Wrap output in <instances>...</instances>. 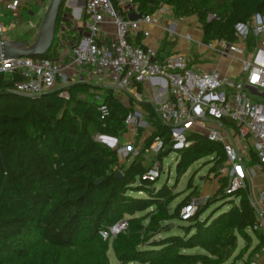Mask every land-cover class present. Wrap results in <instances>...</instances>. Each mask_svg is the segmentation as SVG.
I'll use <instances>...</instances> for the list:
<instances>
[{"label": "trees", "instance_id": "1", "mask_svg": "<svg viewBox=\"0 0 264 264\" xmlns=\"http://www.w3.org/2000/svg\"><path fill=\"white\" fill-rule=\"evenodd\" d=\"M134 2L143 15L154 14L166 4L178 18L196 16L204 42L233 41L236 24L247 22L257 12L264 14V0ZM209 16L213 18L208 21ZM142 38L138 32L135 43L129 42L147 50ZM166 45L158 50V57L162 58ZM41 57L55 59L50 51L34 58ZM18 80H23L19 74L0 73V264H110V242L119 264H250L244 254L253 235L260 244L252 254L261 250L264 235L249 201L250 192L242 189L228 194L230 175H220L219 187L198 207L188 221L190 226L176 225L191 197L171 208L175 197L168 185L156 187L158 179L144 178L149 167L134 159L125 168L115 149L96 141L99 134L117 138L137 105L153 128L144 149L149 150L159 138L163 149L158 156L169 155L174 150L171 129L161 121L154 103L130 99L126 104L113 87L84 81L25 96L13 91ZM137 90L142 93L141 84ZM97 94L110 109L105 118L98 111ZM188 141V147L177 149L182 151L179 174L214 151V166L225 163L220 143L197 132H191ZM258 161L251 152L250 165ZM137 181L140 184L135 186ZM219 200L223 205L202 219ZM122 218L128 222L126 230L104 240L100 230ZM176 228L181 234L172 233ZM156 235H160L157 240ZM195 248L201 251L189 252Z\"/></svg>", "mask_w": 264, "mask_h": 264}, {"label": "built area", "instance_id": "2", "mask_svg": "<svg viewBox=\"0 0 264 264\" xmlns=\"http://www.w3.org/2000/svg\"><path fill=\"white\" fill-rule=\"evenodd\" d=\"M4 4L14 15L19 14L20 0ZM172 10L165 4L154 14L130 20V13H139L134 0H85L84 28L88 34L69 49V63L45 57H0V73L23 77L15 82L13 91L25 96L41 95L69 84L71 68H82L91 77H107L117 91L138 92L139 84L160 79L153 90L167 89L169 95L156 105L157 111L161 121L171 129L174 146L188 147L191 132H205L209 141L223 147L227 165L219 172L231 177L226 192L232 194L248 189V178L264 172V14L257 12L247 22L236 24L233 41L215 38L203 42L190 33L185 34L190 44L203 48L209 57L237 63L239 69L231 75L215 68H197L199 61L194 55L176 52L160 58L157 52L129 42V37L136 35L141 25L154 24L155 15ZM212 18L209 16L208 21ZM107 23L115 27V36L110 40L100 38ZM29 25L31 29L38 28L36 24ZM170 27L171 34H176V24L172 22ZM96 99L101 118L107 117L110 109L102 95L97 94ZM132 117L130 113L125 122L129 124ZM102 138L106 137L102 135ZM162 149L163 142L158 138L149 151L158 153ZM251 152L259 161L245 169L242 159L248 156L251 160ZM160 173L161 169L152 165L144 178L154 181ZM207 198L202 196L183 205L180 219L189 221ZM249 201L261 229L264 226V188L256 195L249 194ZM127 226L126 218H122L101 229L100 235L107 240L125 231Z\"/></svg>", "mask_w": 264, "mask_h": 264}, {"label": "crops", "instance_id": "3", "mask_svg": "<svg viewBox=\"0 0 264 264\" xmlns=\"http://www.w3.org/2000/svg\"><path fill=\"white\" fill-rule=\"evenodd\" d=\"M8 2L10 0H0V41L1 40H26L28 41L29 38L32 40L37 36V34L29 33V31H26L24 34H19V28H22L23 26L30 27V23L36 24L39 27V23L42 20V13H40L41 10L47 8L44 1L45 0H34L35 5L29 6L32 1L30 0H20L21 1V8L19 10L18 15H14L11 11H9L5 7V2ZM48 1V0H47ZM85 6V0H67L65 4V9L61 15L60 22L58 25V28L56 30V43L57 46H55L56 54L54 58L58 60L61 63H69L70 57H69V49L77 45L82 36L88 34L87 31L84 28V16H83V10ZM28 7L29 11L25 10ZM46 11V10H45ZM173 11V10H172ZM31 13V16L34 15L36 17V21H33L30 19L29 14ZM164 14L161 19H159L158 15H155V18L157 21L154 24H143L141 25V28L139 32L142 34V44H144L147 47V50H152L155 52H158V50L162 47L164 42H167V45L164 49V51L161 53L162 58L176 53L180 52L186 55H193L190 53L189 48V42L185 39V34L190 33L187 30V28L183 25L182 20L186 18H180V23H182L181 27L176 28L177 32L180 33L181 41L178 43L177 37H175L176 34L172 35L171 31L173 28H171V23L175 22V18L171 13H162ZM171 14L173 18H169ZM166 15V16H165ZM44 16V15H43ZM194 18L195 19V26L199 28V24L197 22V17H187V19ZM172 29L171 31L168 30V28ZM137 35V34H136ZM136 35L130 36L129 41L132 43H135ZM28 36V37H27ZM115 36V27L111 23H107L104 25L100 32V38L105 40H110ZM193 36V35H192ZM195 39H203V32L201 28H199V34H196L193 36ZM54 41V44H55ZM204 42V41H203ZM54 44L53 47L54 48ZM197 52H203V48H197ZM198 61L199 64H197V68L200 69H219L222 73L225 74H231L234 73V66L225 65L226 61L223 59L218 58H212L209 57L207 53H204V58L212 59L213 62H207V60H201L200 57L194 55ZM161 58V57H160ZM211 61V60H210ZM191 63H189L190 65ZM228 72V73H227ZM70 81L71 82H78V81H84V82H90L93 85L100 86V87H111V83L107 77H91L89 76L82 68H71L70 69ZM160 83V79H153L149 82H146L142 84V93L134 92V91H124L126 92L132 99H136L139 101L147 100L151 103H154L155 105L159 104L160 102L164 101L168 95L169 92L167 89H160V87H157L156 90H153L154 86H158L157 84ZM118 92L123 91H117L114 89V94L117 96ZM103 93V90H102ZM143 93H146V96H149L148 98L143 97ZM120 99V98H119ZM124 102V101H122ZM125 103V102H124ZM137 110H140L137 105L135 107ZM210 126H215L214 123H210ZM205 135V132L202 133ZM226 163V161H225ZM242 164L245 167V169H248L250 165V158L248 156L243 157ZM224 175L226 173H223ZM248 190L250 194L256 195L261 189L264 188V172H259L256 176L248 178ZM264 224V221H263ZM260 232L264 235V226L260 229ZM260 244V240L257 236H252V241L249 244L245 254L244 258L247 259L250 258L251 263L250 264H264V244L260 251L256 252L255 254H252L253 249ZM244 247V243L241 245L240 248ZM237 264H241V261L237 262Z\"/></svg>", "mask_w": 264, "mask_h": 264}, {"label": "rangeland", "instance_id": "4", "mask_svg": "<svg viewBox=\"0 0 264 264\" xmlns=\"http://www.w3.org/2000/svg\"><path fill=\"white\" fill-rule=\"evenodd\" d=\"M32 3L29 6H34L35 1L30 0ZM50 0H45L44 3L47 6L49 4ZM26 11L28 7L25 9ZM45 9L41 10L40 13H42V19L43 15L45 13ZM172 14L174 16L176 28L181 27L182 23L187 28L189 32L192 33V35L199 34V28H197L194 24L195 19L194 18H186L182 20V23H180V18L176 17L174 14V11H172ZM164 14L160 13L159 19ZM30 19L33 21H36V17L34 15L31 16V13L29 14ZM166 16V15H165ZM171 14H169V18H173ZM42 21V20H41ZM198 22V19H197ZM41 22L39 23L40 26ZM199 24V22H198ZM38 29H31L28 26H23L22 28H19V34H24L26 31H29V33L37 34ZM86 30V29H85ZM87 31V30H86ZM180 33L176 30V35L178 43L181 41ZM28 37V36H27ZM37 37V36H36ZM36 37L32 40L31 38L28 39V43H32ZM201 39V38H199ZM205 44V43H204ZM190 48L189 51L191 54L196 55L198 57H202L203 60H207V62H213L212 59L204 58V55H201L200 52L196 51V44L195 43H189ZM55 46H57V43L55 41L54 48L50 50V57L54 58L56 51ZM204 53V52H203ZM211 60V61H210ZM227 60V61H226ZM225 65L234 66V73H231V75L235 74L236 71L239 69V65L235 62H230L228 59H226ZM228 73V72H227ZM241 79V78H240ZM63 96H66V93L63 94ZM117 97L120 98V100L124 101L126 104H129V100L132 99L126 92H118ZM144 98H148L149 96H146V93H143ZM158 105V104H157ZM131 114L133 115L131 121L129 124L125 122L124 124V131L120 133V135L115 138L114 144L111 145L109 142H106L103 140L102 135H96L95 139L96 141L100 142L101 144L111 148L115 149L118 152L120 164L123 165L125 168L134 160L137 159L143 163L145 167H151V165H156L158 168L161 169L160 177L158 178L155 186L161 187L162 185H168V187L171 189L172 196L175 197L173 202L171 203V208H175L179 203H181L183 200H185L188 197H191V200L199 199L200 197H210L214 195L217 188L219 187V178L220 175H223L219 172V170L227 165L226 163L222 165L214 166V162L212 161L213 157L216 154V151H214L211 155L207 157H203L197 161H195L184 174H179L178 171V162L182 157V151H179V147L174 146V150L169 154H164L163 158L160 159L158 154L156 152H151L149 150L144 149V142L145 140L151 135L152 133V126L148 122V118L141 112V110H135L132 111ZM111 137V136H110ZM112 141V140H110ZM177 148V149H176ZM181 149V148H180ZM229 176V174L227 173ZM189 181H192L193 185H189ZM140 182L137 181L136 185H139ZM132 195L136 196H145L146 193H136L132 192ZM224 201L219 200L214 202L210 208L202 215V219L206 218L207 216L213 214L221 205H223ZM226 207H223V210H226ZM176 225H182V226H190L191 223L188 221H182V220H176L174 221ZM172 233L174 234H181V230L176 228L172 230ZM160 235H156L154 239H159ZM240 244L242 245L243 242L240 241ZM201 249L195 248L190 250V253L200 252ZM108 257L110 260V264H119L115 253L113 251V248L111 247L110 242V249L108 251Z\"/></svg>", "mask_w": 264, "mask_h": 264}, {"label": "water", "instance_id": "5", "mask_svg": "<svg viewBox=\"0 0 264 264\" xmlns=\"http://www.w3.org/2000/svg\"><path fill=\"white\" fill-rule=\"evenodd\" d=\"M64 0H50L43 19L38 29L37 37L32 43L26 40H1L0 41V57L3 59H17L20 57H36L45 56L52 49L55 34L57 19L60 13L61 6ZM143 16V13L132 12L128 15L130 20H137ZM111 145L116 140L113 137L104 135ZM112 140V141H110ZM119 177L121 173L117 174Z\"/></svg>", "mask_w": 264, "mask_h": 264}, {"label": "bare ground", "instance_id": "6", "mask_svg": "<svg viewBox=\"0 0 264 264\" xmlns=\"http://www.w3.org/2000/svg\"><path fill=\"white\" fill-rule=\"evenodd\" d=\"M103 140H107V141H109V139H106V138H103Z\"/></svg>", "mask_w": 264, "mask_h": 264}]
</instances>
